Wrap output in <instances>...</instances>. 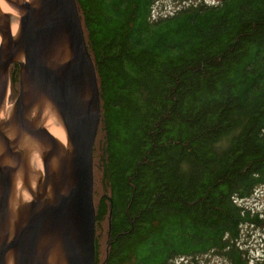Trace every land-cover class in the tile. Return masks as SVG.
<instances>
[{
    "label": "trees",
    "instance_id": "trees-1",
    "mask_svg": "<svg viewBox=\"0 0 264 264\" xmlns=\"http://www.w3.org/2000/svg\"><path fill=\"white\" fill-rule=\"evenodd\" d=\"M164 1L76 0L102 104L96 264H264V237L240 244L264 210L239 204L264 185V0Z\"/></svg>",
    "mask_w": 264,
    "mask_h": 264
},
{
    "label": "water",
    "instance_id": "water-1",
    "mask_svg": "<svg viewBox=\"0 0 264 264\" xmlns=\"http://www.w3.org/2000/svg\"><path fill=\"white\" fill-rule=\"evenodd\" d=\"M7 1L22 17L19 37L0 50V110L10 95V68H20L18 97L10 117L0 121V264H8L9 257L13 264H53L56 248L63 264H96L94 145L102 104L76 0H36V7ZM47 102L63 122L65 153L38 124ZM26 138L38 149L42 173L32 201L21 203L11 222L14 175L20 170L28 175L30 169V148L19 150Z\"/></svg>",
    "mask_w": 264,
    "mask_h": 264
},
{
    "label": "bare ground",
    "instance_id": "bare-ground-1",
    "mask_svg": "<svg viewBox=\"0 0 264 264\" xmlns=\"http://www.w3.org/2000/svg\"><path fill=\"white\" fill-rule=\"evenodd\" d=\"M14 4H28L34 3L32 6L36 7L38 1L36 0H9ZM9 18H8V17ZM21 17L22 12L14 7V5L9 6L6 0H0V28L5 30V34L0 33V50L6 47L8 39H17L20 35L21 29ZM21 58V57H20ZM39 107H35L31 110V117L35 118ZM12 112V107H9L6 103L0 110V121L10 117ZM42 127L46 128L59 142L63 153H65L68 147L67 134L63 125V122L59 118L57 112L53 106L47 102L42 111L41 121L38 122ZM10 139L16 137L15 132H11L9 135ZM46 151L49 149V144L45 143ZM29 147L30 153V169L29 174L26 175L22 170L18 171L13 178V192L11 200V222H13L12 217H16V212L19 205L22 203H28L32 201L35 189L37 187V179L39 174L42 173V160L38 154V149L36 145L29 139L26 138L19 146V150L26 149ZM3 149L0 147V153ZM38 163V164H37ZM36 164V166H33ZM55 170H59V166L55 164V160L51 162ZM46 199H49V194L44 195ZM14 199V200H13ZM54 257L52 258L53 264H63V258L56 248L54 251ZM8 264H13L11 257L8 258Z\"/></svg>",
    "mask_w": 264,
    "mask_h": 264
},
{
    "label": "rangeland",
    "instance_id": "rangeland-1",
    "mask_svg": "<svg viewBox=\"0 0 264 264\" xmlns=\"http://www.w3.org/2000/svg\"><path fill=\"white\" fill-rule=\"evenodd\" d=\"M6 3L9 4V6H10V3L7 0H6ZM161 7H162L163 12L170 11L172 8V0H165L163 2V6H161ZM17 97H18V95L16 96V99H17ZM13 98H14V96H13ZM6 104L9 107L12 106V102H10V101H8V103H6ZM239 204L241 206L250 207L254 211L264 210V185H261L258 188H256L255 191L253 192V194L249 198L239 201ZM12 219H13V221L15 220L14 217H12ZM246 231H248V233L250 235L245 233ZM262 237H264V232H262L259 228L255 227V228H251V230H248L247 227H244V235H243L242 239L240 240V244L241 245L243 244L244 246H249L251 249V253L254 256H260V253L263 251V244L261 241ZM96 257H97V253H96ZM205 260L206 261L202 260V262L200 264H227L226 262H224L219 257L211 256L209 258H206ZM184 262H186V260H184V261L180 260L179 261L180 264H182Z\"/></svg>",
    "mask_w": 264,
    "mask_h": 264
}]
</instances>
